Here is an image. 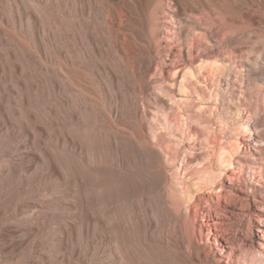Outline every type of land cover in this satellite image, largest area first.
Segmentation results:
<instances>
[{"label":"bare ground","instance_id":"6f19581e","mask_svg":"<svg viewBox=\"0 0 264 264\" xmlns=\"http://www.w3.org/2000/svg\"><path fill=\"white\" fill-rule=\"evenodd\" d=\"M30 1L35 10L23 3L4 8L15 21L0 6V47L7 46L6 52L0 50V78L9 83L18 81L26 90L23 93L10 85L9 94L0 85V96L17 97L32 120L27 122L18 112L25 133L8 117L0 125V136L6 133L9 137L7 142L0 140V264L70 262L62 250H70L72 259L83 264H89L93 257L94 264H264V228L259 230L257 243L246 242L220 232L207 205L208 211L202 210L200 216L186 210L184 202L190 191L181 190L177 184L179 151L170 145L162 149L148 132L145 119L153 104L148 95L152 79L159 78L166 84L174 70L186 68L183 80L187 84L183 81L179 90L167 87L180 108L188 102L178 100L176 94L179 91L187 99H196L200 79L206 78L205 70L212 82L227 72L226 67L217 64L193 67L197 60L210 55L203 34L197 31L186 37L179 15L165 11V0H53L63 13L61 25L56 26L63 36L60 48L57 32L47 27L52 0ZM221 1L222 6L239 4V0ZM0 2L8 5L6 0ZM171 2L176 9L182 5L180 0ZM199 14L203 15L201 23L209 27L211 16L204 9ZM25 20L32 33L27 38L30 44L9 32L11 29L21 33ZM220 32L219 28H211L214 37L218 38ZM8 34L11 38H1ZM46 42L56 48L57 57L50 55ZM80 46L84 47L83 52ZM111 57L119 63H113ZM126 67L129 76L124 73ZM84 70L99 79V89L84 78ZM28 77L36 80L30 86L25 81ZM104 78L110 79L111 87ZM130 81L134 92L144 97H139L135 111L124 113L120 109L124 98L113 91H121L122 82L126 85ZM47 82L50 87L45 85ZM36 92L50 99L51 104L61 101L69 107L74 131L86 134L89 129L98 135L95 159L84 157L81 141L70 135L59 136L57 144L70 153L66 155L67 173L49 150L41 149L35 130L47 136V128L43 115L34 111L29 99ZM9 98L7 103H11ZM48 108L58 113L55 103ZM3 115L6 112L0 106V117ZM259 124L258 121L256 126ZM54 125L61 126L57 121ZM257 137L258 144H249L248 150L253 173L261 178L264 136L258 133ZM28 143L36 153L27 152ZM227 151L232 152L223 147L222 153ZM82 164L91 167L94 180L83 179ZM220 171L224 172L222 168ZM243 174L240 168L227 177L228 193L237 190L234 182H239ZM86 191L93 193V209ZM217 197L221 200L223 194ZM243 199L250 200L247 195ZM203 201L197 196L193 205L200 208ZM253 204L264 212V196L254 197ZM37 209L45 211L40 215ZM83 231L87 238L83 248L92 259L83 255L79 246L70 245L72 241L81 245ZM204 232L215 237L218 258H212L211 251L202 248L198 234L202 236ZM50 246H57L60 252L50 254Z\"/></svg>","mask_w":264,"mask_h":264},{"label":"rangeland","instance_id":"374dc122","mask_svg":"<svg viewBox=\"0 0 264 264\" xmlns=\"http://www.w3.org/2000/svg\"><path fill=\"white\" fill-rule=\"evenodd\" d=\"M6 1H8V5L0 2V6L3 12L12 18L11 12L6 11L4 8L20 6L23 3L30 10H35V5L30 0ZM51 2L52 15L48 16L47 25H49L47 27L53 28L54 32H57L55 38L58 47L62 48V32L58 31L56 26L61 25L63 13L53 0ZM180 2L184 6L179 5L176 9L171 0H165V11L179 15L180 20L183 21V33L186 37L196 35L197 31L201 32L206 39L204 45L209 48L210 52V55L197 60L193 67L200 69L207 68L211 64H217L226 67L227 72L219 81L212 82L210 77L207 76V70H205L206 78L200 79L201 83L195 95L196 99H187L184 97L185 94L179 91L176 94L178 100L188 102L187 104L183 103L180 108L176 105L175 100H172L167 87H176L179 90L183 81L186 85L185 82L187 81L183 80L186 68L181 67L174 70L172 77H168L169 75L166 74V78L168 77V80H170L166 84L159 78L152 79L153 84L148 95L153 104L147 109L145 119L149 126L148 132L152 137H155V143L159 147L161 146L162 149H166L170 145L179 151L180 170L178 171L177 184L181 190L189 189L190 191L184 202L186 210L192 211L194 216H200V212L203 210L206 213L208 211L207 207H209L208 212L215 216L214 218L219 223L218 229L220 232H226L228 236L238 240L242 239L246 242L254 241L257 243L260 238L259 230L264 228V212L254 207L253 199L254 197L261 198L264 196V172L261 178L254 175L251 166L253 165L251 152L249 153L248 149L249 144H258V133L260 136H264V0H239L237 7H233L229 2L230 5L225 6L223 4L222 6L221 0H180ZM200 9H204L211 16L212 21L209 27L202 24L201 18L203 15L199 14ZM140 14L143 18V14ZM13 21H15V18H13ZM26 22V20L23 22L21 33L8 28L10 33H14L23 42H29L27 38L32 34ZM211 28L220 29L221 32L218 38L213 36ZM1 38L9 39L11 37L8 34L2 35ZM46 45L50 55L57 57L56 48L50 42H46ZM6 48L7 46L0 47V50L6 52ZM85 48L88 49V46H85ZM80 49L82 52L84 51V47L80 46ZM113 59L111 57L109 60H112L115 64L119 63ZM109 64L112 65L111 62ZM84 65L87 66V64ZM84 72L87 74V77L84 76V78L99 89V79L87 70H84ZM124 73L126 76L130 75L128 67L124 69ZM25 81L30 86L33 83L32 81L36 80L28 77ZM104 82L109 87L112 86L109 78H104ZM0 85L9 94L10 85H15L16 89L26 93V90L18 84V81L9 83L2 81L0 78ZM45 85L50 87L51 83L47 82ZM122 85L123 89L121 91L114 89L113 92L115 95H121L124 98V101L120 102V109L124 113H131L135 111V104L138 102L139 97L142 99L144 96L134 92L135 86L132 81L126 85L122 82ZM75 94H78V92H75ZM32 95H29V99L35 106L33 109L36 113L39 112V115H43V119H40H42L45 129L47 128V136L42 134L41 131L35 130L40 138L38 144L41 149L49 150L66 173L68 172L67 164H69L66 155L69 152L57 145L59 136L67 138L70 135L77 138L84 147L83 156L90 160L95 159L99 144L98 135L92 134L89 129L86 134L74 131V126L70 125L69 112L71 111L61 101L52 103H55L58 108L56 114L48 108L52 107L50 99L44 97L42 93H37L38 97ZM8 98L4 94L0 96V106L6 112V115L0 117V125L6 123L8 117L12 123L19 127L20 131L26 132V127L21 123L18 112L24 115L27 122H31L28 112L17 97L9 98L11 103H7ZM106 112L109 114L107 108ZM54 121L60 122L61 126H55ZM258 121L260 122L259 127L256 126ZM5 134L3 133L0 136L2 142L9 140L8 135ZM223 147L232 151L231 154L228 151L222 153ZM27 148V152L36 153L30 143L27 144ZM165 153L168 156L167 150ZM42 154H44L43 151ZM77 158L80 160L79 157ZM46 159L49 160V158ZM83 165L84 167L81 170L82 177L84 176L83 179L86 182L94 180L96 177H94L95 173L91 170V167ZM221 168L224 172L220 171ZM240 168L244 170V174L240 177L239 182H234L237 190L230 194L228 193L229 183L227 177L233 176V173L240 170ZM37 169L41 170L40 167H37ZM220 194H223L221 200L217 197ZM86 195L90 201L89 206L93 209V193L86 191ZM246 195L249 197V201L243 199ZM197 196H201L202 200L204 199L200 208H195L193 205ZM212 198L215 201L212 202ZM36 211L42 215L45 210L37 209ZM85 235L86 233L83 231L81 245L75 241L70 242V245L73 247L79 246L83 255L92 259V256H89L83 248V244L87 239ZM198 237L202 248L204 250L209 249L212 258H218L219 250L215 237L213 235L208 237L206 232L202 236L199 233ZM48 252L58 254L60 250L57 246L56 248L50 246ZM61 252L70 260V262L67 261L63 264H70L71 261L83 264L76 259H72L69 254L70 250L69 252L65 250ZM94 259L93 257L92 260H89V264H94Z\"/></svg>","mask_w":264,"mask_h":264}]
</instances>
